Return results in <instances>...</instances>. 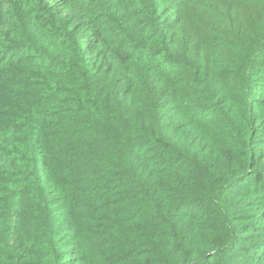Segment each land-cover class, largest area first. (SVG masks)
<instances>
[{"label": "trees", "instance_id": "1", "mask_svg": "<svg viewBox=\"0 0 264 264\" xmlns=\"http://www.w3.org/2000/svg\"><path fill=\"white\" fill-rule=\"evenodd\" d=\"M0 264H264V0H0Z\"/></svg>", "mask_w": 264, "mask_h": 264}]
</instances>
